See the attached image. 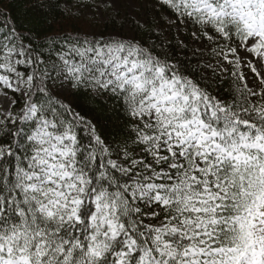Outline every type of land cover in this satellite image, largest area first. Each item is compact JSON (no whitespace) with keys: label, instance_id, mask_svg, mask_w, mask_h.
Returning a JSON list of instances; mask_svg holds the SVG:
<instances>
[{"label":"snow or ice","instance_id":"1","mask_svg":"<svg viewBox=\"0 0 264 264\" xmlns=\"http://www.w3.org/2000/svg\"><path fill=\"white\" fill-rule=\"evenodd\" d=\"M135 3L56 0L115 27L43 42L0 13V264H264V0H155L210 46L219 89L121 35ZM77 90L111 100L119 141Z\"/></svg>","mask_w":264,"mask_h":264},{"label":"trees","instance_id":"2","mask_svg":"<svg viewBox=\"0 0 264 264\" xmlns=\"http://www.w3.org/2000/svg\"><path fill=\"white\" fill-rule=\"evenodd\" d=\"M153 5L156 15H150L147 23L137 22L135 27L136 38L145 47H154L157 54L167 53L171 62L180 67L188 65L192 68L199 67L200 74L207 80V82L215 81L216 88L227 87V74H223L225 79L221 80V75H213L212 69L205 67L207 64H212L216 61L210 55V46L204 47L203 50L194 47L193 43L198 42L194 40L190 31L176 30L174 27L167 31H160L158 29L157 20L161 18L165 11L172 15L166 8L161 7L155 3V0H146ZM56 0H0V13L6 14L9 23H14L16 28L25 33H31L40 42H43L44 37L38 36L39 33H44L46 36H55L64 32L72 31L77 28L81 32H90L92 30L91 24L83 19L74 20L66 19L61 13L64 12L63 7L52 8L50 5L55 4ZM45 5V12L47 16L40 12L38 5ZM157 7H159L157 9ZM150 12V11H149ZM161 12V13H160ZM106 15V14H105ZM173 16V15H172ZM5 16H0V20ZM108 21V16L95 24V31H111L115 25ZM161 26L165 19L161 18ZM125 22V21H124ZM119 24V17L117 18ZM205 45L204 42L200 41ZM208 55L207 61L204 62L205 55ZM213 65V64H212ZM217 73L219 68L217 66ZM65 102L71 103L76 111L81 115H85L88 119L96 124L97 130L106 137H111L117 141L123 136L126 121L121 114L113 110L112 102L105 97L96 96L90 91L77 90L64 94Z\"/></svg>","mask_w":264,"mask_h":264},{"label":"rangeland","instance_id":"3","mask_svg":"<svg viewBox=\"0 0 264 264\" xmlns=\"http://www.w3.org/2000/svg\"><path fill=\"white\" fill-rule=\"evenodd\" d=\"M159 7H157L158 9ZM155 9L153 8V5L149 4L146 0H138V3L135 4H125V5H121V12L119 15V24H124V28L123 31L121 33V35L123 36H135V27L133 25V21L135 22H139V23H147L148 18H149V14L150 15H156V11H154ZM150 11V12H149ZM164 12L163 15H161V18L166 20H171L174 17L172 15H169L168 13H166L165 11H161ZM160 12V13H161ZM158 15V14H157ZM107 17V15H104L100 18V20H103ZM124 17H128L127 21L124 20ZM161 18L157 20L158 24V29L160 31H167L169 28L174 27L173 25L167 23L168 25L164 24L163 26H161ZM99 20V21H100ZM97 21V23L99 22ZM125 21V22H124ZM163 23V22H162ZM176 30H184L187 31V29H183L180 27H174ZM90 32H96L95 31V24L92 26V30H90ZM99 31H97L98 33ZM194 47L196 46L198 49L203 50L205 45L202 44L200 41L193 43ZM206 58H204V62L207 61V57L208 55H205ZM212 64L214 66H217V61H213ZM66 94V93H65Z\"/></svg>","mask_w":264,"mask_h":264}]
</instances>
